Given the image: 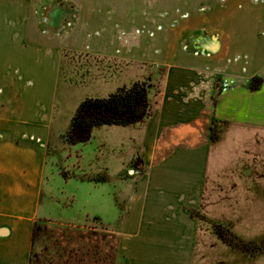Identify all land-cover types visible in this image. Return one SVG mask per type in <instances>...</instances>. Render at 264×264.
<instances>
[{
    "label": "crops",
    "instance_id": "0c3cea01",
    "mask_svg": "<svg viewBox=\"0 0 264 264\" xmlns=\"http://www.w3.org/2000/svg\"><path fill=\"white\" fill-rule=\"evenodd\" d=\"M198 1L0 0V264H31L50 150L71 145L56 115L63 73L113 93L146 82L149 65L165 68L152 114L95 127L81 143L95 147L91 175L68 179L114 199L122 264H194L190 210L228 156L249 153L239 130L252 146L264 130V0Z\"/></svg>",
    "mask_w": 264,
    "mask_h": 264
},
{
    "label": "rangeland",
    "instance_id": "374dc122",
    "mask_svg": "<svg viewBox=\"0 0 264 264\" xmlns=\"http://www.w3.org/2000/svg\"><path fill=\"white\" fill-rule=\"evenodd\" d=\"M196 4L204 5L202 0ZM69 14L74 16L75 12L70 10ZM164 75L163 66L149 65L144 83L153 104L159 99ZM65 77L63 73L57 98L59 129L69 126L81 100L92 95L111 94L106 89L93 88V84L88 83L90 78L84 82L88 84H71ZM259 132V139L253 140L252 146V140H241L247 137L246 129L239 130L242 135L238 142L246 143L249 153L235 161L227 157L231 167L221 173L224 176L207 184L204 204L195 208L200 219L195 236L194 264H264V130L260 128ZM102 152L107 155L105 148ZM50 153L48 169L51 174H47L50 178L43 189L31 264H122L124 259L117 249V234L110 232L116 230L114 225L119 222L113 208L114 199L106 194L104 198L92 197L95 190L88 186L90 182L68 179L72 173L79 179L91 175L87 168L96 154L94 145L53 144ZM78 155L80 159L76 158ZM119 156L117 152L115 160ZM215 224L229 228L240 245L232 247L219 238L215 234Z\"/></svg>",
    "mask_w": 264,
    "mask_h": 264
},
{
    "label": "trees",
    "instance_id": "16d2710c",
    "mask_svg": "<svg viewBox=\"0 0 264 264\" xmlns=\"http://www.w3.org/2000/svg\"><path fill=\"white\" fill-rule=\"evenodd\" d=\"M262 82L261 77H253L250 84L251 89H259ZM149 92V88L144 82H136L129 87L119 88L106 97L86 98L78 106L69 128L63 134V140L69 144L85 143L91 139L93 129L97 126L104 124L127 125L144 120L153 112ZM216 126V120L213 119L211 126L212 139L218 138ZM190 212L197 217L195 210L191 209ZM214 226L215 233L225 243L232 247L240 245L229 228L220 224Z\"/></svg>",
    "mask_w": 264,
    "mask_h": 264
},
{
    "label": "water",
    "instance_id": "95a60500",
    "mask_svg": "<svg viewBox=\"0 0 264 264\" xmlns=\"http://www.w3.org/2000/svg\"><path fill=\"white\" fill-rule=\"evenodd\" d=\"M56 11H53L52 13H51V15H53L54 16V13H55ZM52 16V17H53ZM56 20L58 19L57 17L55 18ZM213 50H215V49H213Z\"/></svg>",
    "mask_w": 264,
    "mask_h": 264
},
{
    "label": "flooded vegetation",
    "instance_id": "af4514ba",
    "mask_svg": "<svg viewBox=\"0 0 264 264\" xmlns=\"http://www.w3.org/2000/svg\"><path fill=\"white\" fill-rule=\"evenodd\" d=\"M59 13V12H58ZM56 15H57V12H56Z\"/></svg>",
    "mask_w": 264,
    "mask_h": 264
}]
</instances>
